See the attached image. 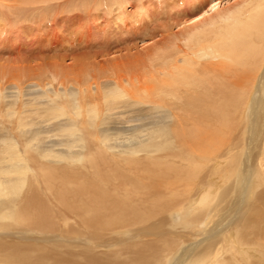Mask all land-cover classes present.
Returning <instances> with one entry per match:
<instances>
[{
  "label": "bare ground",
  "instance_id": "obj_1",
  "mask_svg": "<svg viewBox=\"0 0 264 264\" xmlns=\"http://www.w3.org/2000/svg\"><path fill=\"white\" fill-rule=\"evenodd\" d=\"M23 1L0 3V21L53 11ZM207 3V19L190 16L201 0L97 3L90 23L110 17L130 40L180 17L142 63L79 67L97 50L0 69V233L31 241L0 244V264H264V0ZM107 31L50 45L100 49ZM57 225L73 232L48 243Z\"/></svg>",
  "mask_w": 264,
  "mask_h": 264
},
{
  "label": "rangeland",
  "instance_id": "obj_2",
  "mask_svg": "<svg viewBox=\"0 0 264 264\" xmlns=\"http://www.w3.org/2000/svg\"><path fill=\"white\" fill-rule=\"evenodd\" d=\"M4 1L5 2L17 1L20 4H25L23 0H0V3L4 2ZM83 1L86 3V6L83 5ZM83 1L82 0H32L33 3H36V4L38 3L36 6L42 8L43 10H46L49 6H51V8L53 9V11H50L49 13H47L44 18L41 17L40 19H38L37 20L38 22H35V24L23 22L22 19H24L25 14H23V13L21 14V11H20L21 9H18V10L13 9V16L9 14L8 17L4 19V23L2 21H0V69L3 68L6 70V72L10 71L11 72V78H14L12 75L13 72L18 71V70H22L25 67H27V64L24 62V60L26 58H29V57L33 61H32V64L30 65L31 68H28V69H35V65H37L39 63L53 62V61H56V60L63 58V57L66 59L65 60L66 66L72 67V64L74 63L73 58H75V55L79 56L78 54H80V56H81V55H87L88 54V56L92 57L94 55V53L92 51H97V50L99 52L97 51L98 57H96V59L89 58V61L86 59V61L84 60V62H80L81 65L79 62H77L76 63L77 65H75V66L78 67V64H79L80 65L79 67H81L82 64L83 63L85 64V62H86V65L84 67L82 66L81 68H84V69L88 68V70H93L94 67L110 66L111 62H113L114 65L116 62L117 63H121L122 61L124 62V61H126V59L129 56H132V57H130L128 60H132L133 57H135L136 62H137V60H140L142 63L144 60L148 59L146 56L151 52L149 50H151L153 48L152 45L158 40V36L156 37V36H154V34L157 33L159 30H161L162 26L173 25L177 21H181L179 16H175L172 19L161 18L160 20H158L157 22H155L153 24L150 23V25H147L145 23L146 28L140 27L139 25H133V27H135L137 29L141 28L140 29L141 31L139 32L136 40H132V39L130 40V38L126 37V35L124 33V31H129V30H127L125 28L124 29H116L120 23L114 24V22L112 21V18H110V17H106L105 19L101 18L100 21L94 20V22H95L94 25L96 27H98V28L94 29V25L90 23V21H92L90 16L96 17L94 12L96 13L97 10L94 7L96 6L97 3L103 2L104 0L103 1L94 0L93 2H96V3H92V0L91 1L83 0ZM213 1H215V0H209V2H211V3ZM245 1H248V0H221L222 6L225 8L232 6L234 4H237V3H241L243 5ZM201 4L203 5V7L201 9L198 8L197 11H195L194 13H190L191 17L201 16V18H204V19L209 18L208 16H204V12L211 8L209 6L210 4L207 3V0H201ZM12 5H13V3H12ZM77 5L84 6L83 8L89 7L93 13L88 14L89 15V17H88V16H86V13H84V10L79 8ZM78 10H82V11L79 13ZM185 10H186V12H188L191 9L187 10V8H186ZM14 11H16V12H14ZM98 13L101 14V15L99 14L100 16H103L101 11ZM3 14L7 15L8 13L4 11ZM3 14H0V17H3ZM124 14H126V13H124ZM182 17H183V19L187 20L185 18V15H183ZM106 20L108 21V23L105 22ZM40 21L42 24H40ZM109 21L112 23H110ZM65 23H66V25L68 24L69 26L71 24V26H72L70 28L71 31H70L69 27L67 28ZM54 24H56V25H54ZM41 25H42V28H40ZM29 26L30 27L35 26V27L32 29V27L30 28ZM38 26H40V27H38ZM37 27H38V29H37ZM110 27H112V28H110ZM115 29L117 30L116 31L117 33H115ZM96 30L99 33L103 32V30L104 31L108 30L105 34L106 35L105 39H107V40L109 39V36H110L109 43L105 42V45L100 49L99 48L96 49L94 47H93L94 49L92 47L86 48L83 44L77 45V42H75V44H74V46L76 45L75 46L76 50H73L74 48L72 49V47H67L66 50H68V51H66L64 47H59L56 49L50 45L51 43L53 45L57 44V42L59 43V38H60V40H63L64 37L69 38V35L71 37L74 36L72 38L71 42H74L75 37L78 39L77 41L83 40L86 38L85 35H88L89 33H91V31L93 33ZM180 30H182V27H178L175 29V31H180ZM145 31H148V32L145 35H143V33ZM36 32L39 34L37 35ZM120 35H122L123 39H119L118 41H116L117 37ZM57 36L59 38L56 41ZM80 37H82V38H80ZM83 47H85V48H83ZM51 49H54V50H52V52H51ZM107 49H109V50H107ZM128 49H132V51L129 52L130 54H128ZM110 50H113V51H110ZM119 50H121V51H119ZM89 51H90V54H89ZM108 51H109V53H108ZM135 53H137V54H135ZM121 54H124L125 56L121 55ZM103 55H106V56H103ZM119 55H120V59H118ZM33 56H35V57H33ZM144 57L146 59H144ZM91 60L93 61V63L91 62ZM113 60H115V62ZM106 61H108V63H107L108 65L106 64ZM15 73H17V72H15ZM6 93H9V92L6 91ZM37 121L41 125H44V123H43L44 121L41 118H39V119L37 118ZM15 131L18 132L16 129H15ZM14 137L17 139V136L14 135ZM18 138L21 140L20 144H19L21 152L23 151V153L25 155H28V149H27V146H29L28 142H26V140H24V139H21L20 137H18ZM1 145L2 144H0V147H1ZM256 187H258L257 181L255 179L252 180V178L249 177L248 181L246 182V188L248 191L247 194L250 193V199L255 198V196H256L255 194L257 193V191L255 190ZM57 228H58V225L55 228H53L52 231H46L45 236L49 237L48 243H50L52 241V235L56 236L54 238V240H60L61 239L60 237H64L65 235L70 236L73 232V231L67 230V228L64 229V226H61L60 228H58V230L62 231V233L57 234V233H55ZM125 230L124 229L120 230L119 232H122V233H119V236H121L123 233L125 234V232H126ZM21 234H26V233H21ZM20 236H22V235H20V233H16V234H8V232L0 233V244H3V245H11V244L12 245H23V244L31 243L29 234H26V236L24 238L20 237ZM42 236H44V235L42 234ZM76 241H78V240H76ZM1 254H2V252L0 253V255Z\"/></svg>",
  "mask_w": 264,
  "mask_h": 264
}]
</instances>
